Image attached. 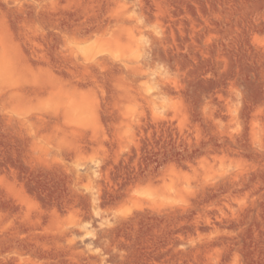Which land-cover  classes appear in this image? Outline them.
<instances>
[{"label":"rangeland","instance_id":"1","mask_svg":"<svg viewBox=\"0 0 264 264\" xmlns=\"http://www.w3.org/2000/svg\"><path fill=\"white\" fill-rule=\"evenodd\" d=\"M0 264H264V0H0Z\"/></svg>","mask_w":264,"mask_h":264}]
</instances>
